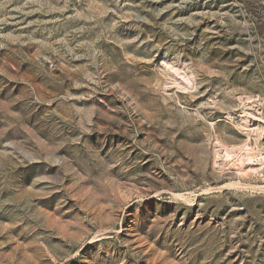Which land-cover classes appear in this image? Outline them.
<instances>
[{
	"label": "rangeland",
	"instance_id": "374dc122",
	"mask_svg": "<svg viewBox=\"0 0 264 264\" xmlns=\"http://www.w3.org/2000/svg\"><path fill=\"white\" fill-rule=\"evenodd\" d=\"M0 264H264L241 0H0Z\"/></svg>",
	"mask_w": 264,
	"mask_h": 264
},
{
	"label": "trees",
	"instance_id": "16d2710c",
	"mask_svg": "<svg viewBox=\"0 0 264 264\" xmlns=\"http://www.w3.org/2000/svg\"><path fill=\"white\" fill-rule=\"evenodd\" d=\"M245 13L253 22L255 31L264 45V0H241Z\"/></svg>",
	"mask_w": 264,
	"mask_h": 264
}]
</instances>
